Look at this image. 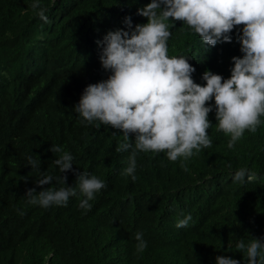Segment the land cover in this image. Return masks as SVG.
Masks as SVG:
<instances>
[{
    "label": "trees",
    "instance_id": "trees-1",
    "mask_svg": "<svg viewBox=\"0 0 264 264\" xmlns=\"http://www.w3.org/2000/svg\"><path fill=\"white\" fill-rule=\"evenodd\" d=\"M33 2L0 0V264H216L220 255L247 264L237 243L264 239V123L229 149L213 99L212 147L185 161L186 171L166 152L140 151L133 181L122 174L131 150L116 151L123 133L82 123L74 107L88 85L112 74L101 65L97 41L127 30L126 17L133 26L146 24L137 13L152 0H39L49 23ZM168 23V55L188 58L196 83L206 84V70L231 77L232 58L244 55L237 39L243 26L233 30L231 43L213 47L183 22ZM52 145L73 155L74 168L106 183L91 210L79 207L82 196L46 209L27 203L28 189L42 190L27 157L41 160L42 172L61 175ZM242 167L260 179L234 182ZM66 175L75 186L76 175ZM60 186L54 179L44 187ZM189 214L188 227L177 228ZM137 232L147 242L143 252L136 251Z\"/></svg>",
    "mask_w": 264,
    "mask_h": 264
},
{
    "label": "clouds",
    "instance_id": "clouds-1",
    "mask_svg": "<svg viewBox=\"0 0 264 264\" xmlns=\"http://www.w3.org/2000/svg\"><path fill=\"white\" fill-rule=\"evenodd\" d=\"M31 8L36 15L49 23L47 9L39 0ZM138 15L147 18L146 24L133 26L131 17L125 18L127 30L109 31L102 41L100 62L111 72L107 80L90 84L84 90L74 110L82 117V123L111 126L123 133L124 142L117 152L131 150L128 166L123 175L136 180V156L140 151L166 152L170 161H180L186 171L185 161L212 147L208 130L212 127L209 114L215 101L218 130L230 136L227 147L233 149L246 130L255 133L264 123V0H152ZM169 20L180 21L196 33L204 44L215 47L218 43H231V33H237L243 57H233L231 77L210 70L203 73L205 85L193 79L196 68L185 56L168 55V40L172 33ZM115 134V133H114ZM135 134V142L130 136ZM195 150V151H194ZM54 160L60 176L53 177L41 171V160L27 157L32 169L41 178L26 191L27 203L49 208L67 206L72 197H84L79 207L92 208L90 201L107 187L96 175L74 168V157L61 146L52 145ZM231 168V165H228ZM72 171L77 179L75 186H68L66 173ZM59 188L47 187L53 180ZM260 177L255 171L242 167L234 173V182L244 184ZM27 181V180H26ZM23 216L24 212L18 210ZM192 216L189 214L176 223L186 228ZM136 251L143 252L147 242L143 233L137 232ZM236 248L247 256V264H264V239L253 238L248 243L241 239ZM216 264H240L230 256L216 257Z\"/></svg>",
    "mask_w": 264,
    "mask_h": 264
},
{
    "label": "bare ground",
    "instance_id": "bare-ground-1",
    "mask_svg": "<svg viewBox=\"0 0 264 264\" xmlns=\"http://www.w3.org/2000/svg\"><path fill=\"white\" fill-rule=\"evenodd\" d=\"M51 22V21H50Z\"/></svg>",
    "mask_w": 264,
    "mask_h": 264
}]
</instances>
